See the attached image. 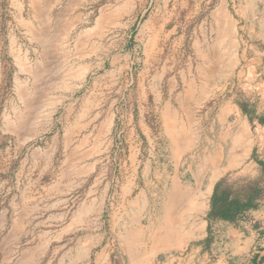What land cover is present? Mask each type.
Here are the masks:
<instances>
[{"label":"crops","instance_id":"obj_1","mask_svg":"<svg viewBox=\"0 0 264 264\" xmlns=\"http://www.w3.org/2000/svg\"><path fill=\"white\" fill-rule=\"evenodd\" d=\"M58 2L0 0V61L24 76L9 89L36 109L30 128H0V159L40 139L35 162L26 155L19 166L18 195L4 175L0 235L47 237L56 251L83 252L85 264H264V189L236 225L206 219L219 178L264 172V0H168L167 25L149 20L141 33V57L126 39L114 67L78 79L71 25L51 15ZM83 43L90 67L91 37ZM81 138L100 145L76 159ZM89 167L100 199L77 195V171ZM100 219L107 227H93Z\"/></svg>","mask_w":264,"mask_h":264},{"label":"rangeland","instance_id":"obj_2","mask_svg":"<svg viewBox=\"0 0 264 264\" xmlns=\"http://www.w3.org/2000/svg\"><path fill=\"white\" fill-rule=\"evenodd\" d=\"M167 1L168 0H59L54 6L51 12L52 18L61 23L69 22L71 27L69 30V39L71 43V52L74 54V63L77 79L80 78L82 73L89 74L99 67H114L112 55L120 52L122 43L124 40L129 39V47L131 48V54L133 57H141L143 55V38L142 31L147 28L149 20L152 22H158L159 26L167 25ZM173 3L176 0H171ZM170 6V2H168ZM2 12L1 19L7 20V16ZM155 17H157L155 19ZM155 19V20H154ZM91 26V30L82 31L83 26ZM91 37L90 48L86 46V50H90L92 56L90 58V67L85 65L89 61L81 59L80 55L84 51V39ZM64 38V37H63ZM62 39V38H61ZM66 40V38H64ZM62 54V52H61ZM101 57V58H100ZM4 58V54H3ZM106 64H105V61ZM33 61L32 63H34ZM67 60L60 59V66H66ZM14 64L9 59H2L0 61V69L2 71V78L0 81V128L3 130L8 127V130L15 133V129L18 130L20 123L30 128L31 123H35V120L31 118V115L36 111L34 107H26L25 103L28 99L21 98V93L11 92L9 87L13 83H22L23 81H16L15 77H24L23 75L16 74L13 77ZM71 66V61H70ZM91 69V70H90ZM27 80V79H26ZM79 92H75V97L78 98ZM62 97H60L61 99ZM9 99L14 100L10 105ZM25 99V100H23ZM203 111L206 109L203 108ZM46 118L47 112L41 110V117ZM42 118V119H43ZM46 122V119L44 120ZM182 126V125H181ZM187 125H184V127ZM203 133H207V127L209 125H202ZM184 128V135H189ZM181 134V133H180ZM12 135V134H10ZM8 135L14 143L13 134L12 137ZM241 133L236 136V144L239 146V150L244 149L245 143H241ZM45 138L42 139V141ZM204 144L205 140L202 141ZM62 144L65 142L62 141ZM4 144V140L1 139L0 145ZM40 144V139L29 140L23 147L22 151L16 153L10 159L1 158L0 165L11 168V172L0 171V199L4 194V178L5 174L10 175L8 181L12 183V195L19 194V184L21 172L19 166L21 163H26V155L28 156V162H35L36 160V145ZM76 147L71 149L73 154L76 155V159L81 155L94 153L97 147L100 145L98 138H91L89 141L81 138ZM168 144V143H167ZM63 147V146H61ZM65 149V148H64ZM66 150V149H65ZM182 158L197 159V156L184 155ZM222 158V157H221ZM222 161V160H221ZM42 164H46L45 156L42 158ZM99 170L91 172L90 167L80 169L77 171L80 180L77 179V195L84 196L86 194L92 195L97 199H100L101 194L105 191L100 181ZM25 176V174H24ZM251 177L250 175H243L241 172H234L230 174V179L233 180L237 177ZM25 178V177H24ZM141 179L143 177L140 176ZM11 179V180H10ZM17 186V187H16ZM208 204V203H206ZM99 205L101 209V204ZM93 227H107L106 220L100 219L93 221ZM146 225L147 218L141 220ZM121 227V226H120ZM123 228V227H121ZM147 229V228H145ZM55 242L53 244H59V237H53ZM189 238V237H188ZM49 238L42 236H3L0 235V264H85L86 258L83 252L72 253L69 256L67 252L56 251L54 246L47 244ZM100 235L92 236V243H99ZM47 241V242H46ZM116 246V244H115ZM52 247L53 250L46 251L45 248ZM57 247V246H56ZM58 248V247H57ZM114 249V253H115ZM93 254V252H92ZM168 255V254H167Z\"/></svg>","mask_w":264,"mask_h":264},{"label":"trees","instance_id":"obj_3","mask_svg":"<svg viewBox=\"0 0 264 264\" xmlns=\"http://www.w3.org/2000/svg\"><path fill=\"white\" fill-rule=\"evenodd\" d=\"M230 174L219 178L213 186L206 219H223L236 225L243 214L255 208L263 196L264 172L254 178L237 177Z\"/></svg>","mask_w":264,"mask_h":264},{"label":"bare ground","instance_id":"obj_4","mask_svg":"<svg viewBox=\"0 0 264 264\" xmlns=\"http://www.w3.org/2000/svg\"><path fill=\"white\" fill-rule=\"evenodd\" d=\"M243 138V137H242ZM214 179H215V176H214ZM213 180V179H212ZM131 257V256H130ZM132 263V262H131Z\"/></svg>","mask_w":264,"mask_h":264}]
</instances>
